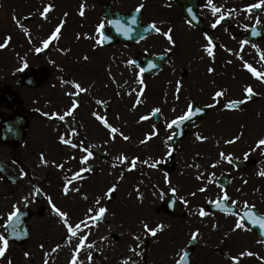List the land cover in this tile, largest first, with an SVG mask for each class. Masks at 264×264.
Returning a JSON list of instances; mask_svg holds the SVG:
<instances>
[{
    "label": "flooded vegetation",
    "instance_id": "flooded-vegetation-1",
    "mask_svg": "<svg viewBox=\"0 0 264 264\" xmlns=\"http://www.w3.org/2000/svg\"><path fill=\"white\" fill-rule=\"evenodd\" d=\"M256 2L257 0H214L225 13L228 9L236 10L215 29L211 24L218 16H212L210 9L206 7L207 0H61L60 4L48 2L54 5L53 17L58 16L65 21L64 36H61L64 47L74 50L88 44L93 46L95 51L106 53V58L102 60H108L113 71H124L123 74L134 81L143 79L144 115H150L156 107L161 109L159 114L144 121L148 129H153L155 124L156 131L162 133L161 138L148 141L149 144L144 145L142 151L124 144L121 147L114 146L112 164L118 163L115 157L124 154L130 160L136 156L142 160L149 159V162L153 159L169 160L175 157L176 163L190 166V176L186 175L189 176L188 182L174 177L175 180L170 183L172 188L177 189L176 195H181L180 190L188 187L191 236L179 237V242L176 241L177 237H172L163 240L157 247H149L150 251L160 257L157 258L156 264H175L187 243L192 240L193 233H198L196 240L203 246L191 249L190 264H232L230 257L246 250L264 256V243L257 242L264 240V234L258 225L245 220L249 230L232 231L235 221L249 211L264 216V177L258 174L264 171V149L253 151L247 159L244 158V153L250 151L255 141L264 138V83L255 79L243 66V62L247 61L257 70L264 72V62L260 60V53L264 52V9L254 10L251 16L243 11L246 6ZM81 3L86 4L83 17L79 15ZM140 4L145 7L137 13L135 9ZM188 8L192 9L195 20H192V16L187 12ZM39 13H33L34 17L24 23L30 25L31 43L25 33H20V37L28 41L24 47L26 51L37 47L35 32L42 21ZM65 13H68L66 17ZM7 14L18 19L20 15L14 12ZM257 17L260 18V24H256ZM133 18L136 19V24L132 23ZM110 20H119L132 31L127 36L117 32L115 27L108 23ZM190 20L191 26L188 23ZM101 21L105 22L103 35L107 39L97 43L101 37L96 29ZM153 22L163 31L173 29L174 45H170L163 36L148 30ZM54 25L55 22H52L47 30L43 31L44 39L51 34ZM253 28L259 35L252 34ZM7 30L17 31L18 28L15 23L0 25V42L4 40ZM206 33L215 44L214 60L204 51L207 44ZM77 34H80V39H77ZM85 36L91 39L84 38ZM15 39L19 41L17 37ZM244 40H247L248 44L242 45ZM252 45L256 47L253 48ZM54 46H60L59 40L46 49L44 56H48L49 50ZM169 47L171 52L166 51ZM0 54L3 58L10 57V52L1 51ZM164 55L168 57L161 68V57ZM16 56L17 54L13 55ZM239 56L243 57V61ZM24 61L28 63V68L22 72L17 71ZM129 61H134V64H129ZM55 63L51 58L37 57L0 60V234L6 235L2 225L7 222L13 205L18 206L20 212H28V222L25 225L29 234V239L22 245L9 241L3 264H7V259H11L14 264H43V254L37 255L34 251H29L31 255L26 259L23 253L36 234L46 240L44 237H48L52 229L53 218L56 216L52 213L49 198L57 207L68 213L71 201L76 203L73 214H70L72 222L83 219L87 208L96 199L94 194L87 200L76 199V196H81L78 193L70 192L67 196L63 194L65 177L85 168V165L80 163L79 157L74 156L75 159H71L73 156L68 154L67 148L62 150L59 146L58 136L64 134L67 124L49 120L41 114L63 113L66 108L61 105L66 103L65 98L68 96L65 93L74 89L71 83H63L71 82L72 75L58 73ZM209 67L214 68V72L209 73ZM30 70H33L35 75L20 80V76ZM177 81L182 84L179 101L174 97ZM247 85H251L257 95L238 109L225 110L223 104L229 100L244 98L243 89ZM221 89L226 90L225 96L220 98L221 103L216 107H207L214 103L212 96ZM92 94L95 98L90 101L83 98L82 106L78 108L79 112L75 113L76 118L73 121L82 138L86 135L93 138L94 134L87 132L94 131L100 124L91 115L92 112L106 116L110 124L114 122L112 108L105 109L102 104H97L95 99L98 94L95 90ZM133 95L130 97L132 102ZM191 102L206 109L205 117L184 126V138L175 150L171 149L173 154L170 157L166 154L169 142L167 147L164 142L166 133L172 130L168 129L166 124ZM66 119L70 121L69 118ZM240 132L244 135L236 143L224 142ZM197 133L207 139L198 141ZM41 152L46 155L49 162L47 166L39 162ZM221 152L225 153L226 159L221 160ZM228 159L232 162L229 163ZM52 161L64 164V168L55 167ZM213 164L217 166L212 167ZM196 165H199V168ZM85 174L84 172L83 180L72 185L81 187L83 193L86 187ZM201 174L202 178L198 179ZM127 184L129 186V180ZM202 187L206 191H199ZM36 189H39L41 195ZM194 192L195 196L192 195ZM224 192L230 197L228 201H223L227 212L209 203L222 197ZM71 194L75 196L71 197ZM127 194V198L130 195L132 198L130 187ZM25 196L29 197L27 206L24 202ZM245 201L249 205H255V208L245 207ZM200 208L208 213L206 217L199 216ZM115 219L117 222V217ZM121 219L122 223L126 224L127 218L124 215ZM122 223L119 226L123 225ZM110 238L114 241L113 250H116L111 264H123L128 258H131L129 264H132L133 252L129 250L133 248L132 241L119 245L117 236L110 235ZM166 254H169L168 259L165 258ZM64 256L61 255L57 261L62 262ZM150 256L151 253L148 263L154 264ZM53 263L54 259L49 257V264ZM241 264H261V261L255 256L244 257Z\"/></svg>",
    "mask_w": 264,
    "mask_h": 264
},
{
    "label": "snow or ice",
    "instance_id": "snow-or-ice-1",
    "mask_svg": "<svg viewBox=\"0 0 264 264\" xmlns=\"http://www.w3.org/2000/svg\"><path fill=\"white\" fill-rule=\"evenodd\" d=\"M53 7H54L53 4L45 5L43 7L42 11H40L39 15L43 19L47 20L48 14L53 10ZM144 7H145L144 4H140L135 9V11L137 13H139V12H141V10ZM206 7H208L210 9L213 17L218 16V18L211 24V27L213 29L217 28V26L220 25L222 21L227 19L231 13L236 11L235 9H228L227 13H225L224 10L222 9V7H218L214 3V0H207ZM85 8H86V4L81 3L80 8H79V15L81 17H83L85 15ZM260 9H264V0H257L256 3H253L251 5L246 6L243 9V11H245L246 13H248L249 16H251L254 10H260ZM187 12L192 16V20L196 19V16L192 14L191 8H188ZM64 15L66 17L68 15V13H65ZM13 21L16 23L17 27H19L29 37V43H31V38H30V33H29L28 28L24 27L20 23L19 19L16 17H13ZM260 22H261L260 18L257 17L256 24H260ZM108 23L111 24L113 27H115L117 32H122L126 36L129 35V33L132 31V29L126 28L119 20H110V21H108ZM132 23L136 24L135 18H133ZM188 23H189V26H191V20L188 21ZM64 24H65V21L61 20V22L54 28V30L51 32V34L46 39H43L41 41V47H36L35 51L37 53H40L44 49H47L54 41H58L61 38V30L64 27ZM245 28H247V25H245ZM104 29H105V22L101 21L97 25V29H96L97 33L101 37V39L98 40L97 43H102V41L104 39H107V37L103 35ZM148 30L154 31L155 33L163 36L170 45L175 44V40L173 38V29L172 28H168L167 31H163L160 27L157 26V24L155 22H153L150 25ZM252 34L253 35H259V33L256 31L255 28L252 29ZM80 38H81L80 34H77V39H80ZM84 38L91 39V37H88V36H85ZM205 39L207 41V44L204 47V51L208 57H212L214 60L215 44L213 43L212 38L210 36H208L207 33L205 34ZM11 40H12V37L10 35L5 37L3 42H0V50L7 48L9 46ZM241 43H242V45L248 44V41L244 40ZM252 47L255 48L256 45H252ZM171 50H172L171 47L166 49L167 52H171ZM227 50L231 52L230 49H227ZM242 51H243V48H241V52ZM239 58L243 61L242 56H239ZM84 59L87 60L88 57L85 56ZM260 60L262 62H264V52L260 53ZM228 62L231 63V61H228ZM129 64H134V61H129ZM28 66H29L28 63L26 61H24L22 64V67L18 68L17 71L22 72L26 68H28ZM243 66L248 72L251 73V75L255 79L259 80L261 83H264V72L257 70V68L253 67L252 64L248 63L247 61L243 62ZM153 67H154V65H153ZM208 72L209 73L214 72V68L209 67ZM63 83H65V84L72 83V86L76 89L75 92L66 91L65 94L68 96L76 97V96H79L81 93L88 92V89L82 87L78 82L63 81ZM139 83L141 85H143L144 81L142 78L139 79ZM181 87H182L181 82L177 81V86H176L175 93H174V97L177 101L180 100ZM133 91H135V89H133ZM243 92H244V98L243 99L229 100L227 103L223 104V108L225 110L238 109L240 105L246 104L248 101L252 100V98L254 96L257 95V93L254 91V89L251 85L245 86L243 89ZM128 94L131 95L132 93L130 92ZM225 94H226L225 89H221L219 91H216L214 93V95L212 96V100L214 103L207 105V107H209V108L216 107L218 104L221 103L220 98L224 97ZM141 95H143V89H141V91L139 93H137L138 97ZM96 103L97 104H104L105 102L97 100ZM140 103H141V100L139 98H137V100L135 101V103L133 105V108L138 106ZM79 106H80L79 103L75 99H73L70 106H68L63 111V113L43 112L41 114L43 116L47 117L49 120H58L60 122H63L64 124H68L69 121L66 118H72V120L74 121L75 120V113H76V110L79 108ZM37 111H39V109H37ZM173 111H175V108H173ZM201 111H203L201 108H199V107L194 108L193 104L189 103L185 110H182L179 115H177L175 118L171 119L170 122H167L166 127L170 130H173V131L171 132L170 135H168L167 139L165 140V142H164L165 146L167 147L168 141L172 140L173 137L176 135V132L174 129H179L181 127V125H185L186 122H194L193 117L196 114L200 113ZM160 112H161V109L159 107H156L152 110L150 115H142L140 117V121L149 120L152 116H156ZM91 115L105 129L108 130L109 137L112 141H115L117 139V136L122 138L124 141H128L130 139V137L128 135H125L122 131H120V129H118L117 127H114L112 124H110L105 116L100 115L98 112H92ZM152 127H153V131L151 133L147 134L145 139L140 141L141 144H147L148 141L152 140L153 137L158 135V132L156 131L155 124H153ZM70 135L71 136L79 135V133L77 132V129L75 127L70 128ZM243 135H244V133L240 132L239 134L235 135L233 138L225 140L224 142L226 144H234L237 141H239ZM196 139L198 141H204L207 139V137H203L199 133H197ZM58 142L61 145H64L68 148L79 149L82 153H85V155H82L80 158V163L82 165H86L89 158H91L93 156V153L90 150V148L85 147L83 140H81L79 143H76V142H73V140L71 138H68L66 134H60L58 136ZM261 149H264V138L257 139L255 141L254 146L250 148V151L244 153V158L247 159L251 152L256 151V150H261ZM166 154L170 157L172 156L173 153H172L171 148H168V151ZM219 155H220L221 160L226 159L224 152H221ZM71 159H75V157L73 156V157H71ZM115 160L119 164L128 165L127 170L129 172L136 170L138 164H143V165L148 166L149 168L156 169L162 163L161 160H154L150 163L149 159L141 160L139 157H133V158H131V160H129V158L124 154L118 155L117 157H115ZM39 162L43 166H47L49 163L47 158H46V155L43 152L40 153ZM228 162L231 163L232 162L231 159H228ZM118 163H113L111 165V167L112 168L118 167ZM52 164L59 169L64 168V164H57L55 161H52ZM216 166H217L216 164L212 165V167H216ZM196 167L199 168V165H196ZM90 171H92L91 168L85 167V168L80 169L79 171H76L71 176H66L65 180H64L63 194L65 196H67V195H69L70 192H74V193L80 194L84 200H87L88 196L86 193H83L81 191V187H79V186L72 187V185L74 184V182L84 179V175H83L84 172H90ZM258 174L261 177H264V171H260ZM197 178L198 179L202 178V174L200 176H198ZM119 179L122 180L123 176H121ZM165 182L170 184V181L168 180L167 176H165ZM36 191L38 192L39 189H36ZM116 191H117V184L113 183L110 187L107 188V190L102 194V196H98L94 200L93 204L87 208L84 218L79 220L78 222H72L70 220V213L61 210L54 203H52L51 198H49V204L51 206L52 213H53V215H55L59 219V222L63 227L64 233H65V238H66L67 242L70 244H73L72 254H71V257L69 260V264H85L84 260L80 259L81 251L82 250L87 251L88 249H94L96 247V242H94V241L93 242H87L88 237L91 234L90 230L93 227H98L99 223L103 222L105 215L109 212V209L106 206H104L103 201L105 198L107 200H111ZM136 191L139 193V188H137ZM171 191L173 192V194H175L177 189L172 188ZM199 191L204 192V191H206V189L202 187L199 189ZM29 195H31V193ZM192 195L195 196L196 193L194 192V193H192ZM159 198L164 199V192L163 191H161L159 193ZM138 199H140L142 202L143 201V195L140 194L138 196ZM229 199H230V197H229L228 193L224 192L222 197H220L219 199H217L215 201H209V203H212V204H214L215 207L220 208L222 211L227 212L228 209L223 204V201H228ZM28 200H29V197L25 196L24 197L25 206H27ZM185 203H187V201H185ZM233 203H235V201H233ZM244 206L248 207L250 209L255 208V205H249L247 203V201H245ZM19 212H20V208L16 205H13L12 210L10 211V213L7 216V222L4 225H2V227H4L5 229L11 228L12 232L15 233L16 228L14 225V221L18 218ZM207 215H208V213L203 208L199 209V216L201 218H204ZM245 220H247L251 224L258 225L259 228L262 230V234H264V216H258L253 211H249L248 213H246L245 216H241L239 219H237L234 223V227H233L232 231H237V230L247 231V230H249L246 227V224L244 222ZM140 223H141L143 234L144 235H150L152 237H155L157 235V233L162 231L163 228L165 227L163 224L156 225L155 227H150L149 223L146 220H142ZM214 227H215V225H214ZM85 229H89V231H85ZM197 235H198V233H193L191 239L195 240L197 238ZM74 239H75V243H73ZM104 239H107V237H101V240H104ZM133 239L136 241H139L141 239V237H140V235H134ZM257 242L258 243H264V240H259ZM60 247H61V245L57 244L54 248L51 249V251H46L44 253L43 264H49V257L52 255V253L57 252L60 249ZM136 247L138 248L139 245H137ZM40 248L43 249L44 245L41 244ZM8 249H9V239L7 238L6 235L0 234V264H3V262L5 261L6 253H7ZM129 250L131 252L135 253L136 255H142V253H139L136 251V248H130ZM23 255L26 259H28L31 254L28 251H25L23 253ZM253 256H255L258 260H260L261 264H264V256H260L258 253H254L253 251H250V250L241 251L238 255L230 257V259L232 261V264H241V261L243 260L244 257H253ZM86 259H87V264H92L93 255H92L91 251H87ZM130 259L131 258L125 259L123 264H129ZM7 264H14V262L11 259H7ZM132 264H136V262L132 261Z\"/></svg>",
    "mask_w": 264,
    "mask_h": 264
},
{
    "label": "rangeland",
    "instance_id": "rangeland-1",
    "mask_svg": "<svg viewBox=\"0 0 264 264\" xmlns=\"http://www.w3.org/2000/svg\"><path fill=\"white\" fill-rule=\"evenodd\" d=\"M22 0H3L0 7V12L7 14L9 12H20L22 15L21 17H29L30 12L33 10L30 9L28 6L31 5V1L27 2L26 4L21 3ZM24 6V7H23ZM3 17H8V15H1ZM6 20H3L4 25ZM10 33L14 35V32L11 30ZM23 43L25 41L23 40ZM14 44V43H13ZM41 47V46H39ZM21 47H16L18 51H20ZM21 59L28 58L27 53L21 48ZM31 50L29 51V54ZM55 61L59 60L60 62H56V70L60 71L66 75H72L74 81H78V83L87 89V86L95 87L97 94H99L98 100L104 101V105H110L111 108H115L112 114L115 115L114 121L117 120L118 126L117 128L120 129L125 135H128L130 139L128 141H124L122 138L117 136L115 141H112L109 137V133L107 129H104L103 126H99L94 131H89L87 133H93V138L87 137V144L85 147L92 149L93 145L91 142L97 144L100 150L106 153L107 157L103 161H98L96 158L91 157L89 158L87 164L85 165H99L100 166V173L95 178L97 194L102 196V194L110 187L115 177L117 176L115 171L111 168L110 161H111V149L113 146L118 145L121 147L124 145H129L134 147V149L140 148L142 144L140 143L141 140L145 139L146 133L149 131L146 127H143L140 121V117L144 115L142 108L140 105L133 108L132 101L130 99V93L134 88L135 91H138L139 83L134 82V79L128 76L124 71H119L120 73L113 71L108 60H102L106 58V53H96L92 46L86 44L79 47V49L68 51V50H54L52 52ZM103 55V56H102ZM87 56L88 59L85 60L84 57ZM49 59V57H46ZM0 60H11V57L2 58L0 54ZM68 65H72L70 67ZM76 68V73L72 72ZM72 68V69H71ZM70 70L72 73H70ZM107 70V71H104ZM115 75H114V73ZM116 77V78H115ZM114 78V79H113ZM137 88V89H136ZM92 91H90L91 93ZM87 98V96H84ZM89 98V96H88ZM87 98V99H88ZM112 98V100L107 101L106 99ZM68 101V100H67ZM71 100H69V104H71ZM69 106V105H68ZM75 127V124L69 122L65 127V132L68 135V138H71L73 142L79 143L82 139L79 138V135L71 136L70 135V128ZM79 133V131L77 130ZM79 136V137H78ZM125 142V143H123ZM89 143H91L89 145ZM142 151L141 149H139ZM137 151V150H135ZM76 154L81 157V155L76 151ZM85 155V153H84ZM147 173L144 169H137L134 171L131 180L129 179V185L131 183L130 189L132 190V203H131V195L129 198H125L126 189L128 188V184L123 183L120 185V191L117 192L115 195L116 201L113 203H106V198L104 199L103 203L104 206H107L109 212L106 214L104 221L98 225V227H93L90 232L91 234L88 237L87 242H96V247L94 249H88L87 251H91L92 253L95 252L98 254L97 259L92 260V264H111L113 260V256L116 253V250H113L112 242L109 240L110 234H117V236H122V240L119 239V245L125 244L127 241H132L133 247L136 248V251L140 253L142 241L146 238L152 237L150 235H144L142 232L141 221L146 220L149 223L150 227H155L156 225L163 224L165 227L162 231L158 232L157 235L151 238L150 242L156 245L158 242L162 240H167L172 237H177L176 241H178L179 237H186L189 236L191 233V224H190V217H187L185 220L174 219L173 217L167 216L163 213L162 210L159 209L157 213L155 209L158 206V193L154 192L152 189L147 188L146 184L144 183L143 179H140L143 174ZM180 174V176H178ZM175 179L180 178L183 181H189L190 176V166L189 164H182L177 163V170L174 173ZM189 175V176H186ZM154 178L153 176H148ZM157 178L158 184L155 185L157 189L162 187V180L159 176H155ZM154 178V179H155ZM172 181L173 179L171 177ZM93 186H89V179L86 181L85 192L87 195L90 194V190ZM139 188V193L136 189ZM146 190V198L142 203L137 202L138 199H135L136 195L143 194ZM93 192V191H92ZM181 196L183 197V202L187 207V211L189 213L190 208V198H189V190L187 188H183L180 190ZM157 194L153 195V194ZM114 199V200H115ZM187 201V203H185ZM147 203V204H146ZM72 205H70V209L72 210ZM159 208V207H158ZM72 215V213H71ZM117 218H121V216H125L126 225L119 226L122 223L120 220L115 222ZM53 226L51 231H49L48 237L46 240H42L43 237L39 235H35L33 242L26 247L24 251H34L35 254L41 255L46 251H51L57 244L61 245L60 249L57 252L52 253L50 257L54 259L53 264H67L70 260V255L72 254L73 244L67 242L65 238V233L63 230L62 225L58 221V219L53 218ZM116 223H118L116 225ZM83 227V226H82ZM85 231H89V229H85ZM134 235H140L141 239L136 241L133 239ZM101 237H107L106 241L101 240ZM48 238V239H47ZM86 242V243H87ZM75 243V239L73 240ZM43 244L44 248L41 249L40 245ZM131 244V243H130ZM174 245V244H173ZM23 251V252H24ZM87 251L82 250L80 253V259L84 260L85 264H87ZM61 255L64 256V260L62 262H58L57 258ZM169 254H166L165 258L168 257ZM140 255L134 254V261H138ZM39 260V259H37ZM163 262V260H161ZM37 262V261H35ZM42 262V261H41ZM24 264V263H22Z\"/></svg>",
    "mask_w": 264,
    "mask_h": 264
},
{
    "label": "water",
    "instance_id": "water-1",
    "mask_svg": "<svg viewBox=\"0 0 264 264\" xmlns=\"http://www.w3.org/2000/svg\"><path fill=\"white\" fill-rule=\"evenodd\" d=\"M95 152H97V150H95ZM97 154V153H96ZM178 208L175 207V210L173 212H177Z\"/></svg>",
    "mask_w": 264,
    "mask_h": 264
}]
</instances>
